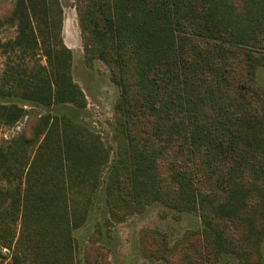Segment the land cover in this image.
Segmentation results:
<instances>
[{
    "label": "trees",
    "instance_id": "16d2710c",
    "mask_svg": "<svg viewBox=\"0 0 264 264\" xmlns=\"http://www.w3.org/2000/svg\"><path fill=\"white\" fill-rule=\"evenodd\" d=\"M12 5L0 20L15 28L1 43L0 125L35 108H86L61 0ZM78 9L87 59H101L120 90L115 162L93 130L51 110L29 120L30 132L2 139L0 264H82L75 229L102 187L117 221L154 203L201 217L203 228L174 243L145 230L148 258L222 264L232 253L262 264L264 0H80Z\"/></svg>",
    "mask_w": 264,
    "mask_h": 264
},
{
    "label": "rangeland",
    "instance_id": "374dc122",
    "mask_svg": "<svg viewBox=\"0 0 264 264\" xmlns=\"http://www.w3.org/2000/svg\"><path fill=\"white\" fill-rule=\"evenodd\" d=\"M13 0H0V20L6 18L12 10ZM64 10L62 37L65 44L73 51L72 74L74 80L84 90L87 107L77 109L72 104H59L51 108H35L24 119L13 127L0 125V143L24 130L30 132L29 120L52 111L55 114H68L89 127L106 147H110V167L115 162L119 148L120 135L115 103L119 96V87L112 81L108 66L98 57L89 61L86 57V42L80 22L78 5L80 0H61ZM15 35V28L0 26V77L6 67L8 55L3 44ZM42 64H47L42 54ZM29 66L35 61L28 63ZM27 64V65H28ZM256 81L264 87V67L260 66L256 73ZM20 91V90H19ZM6 98H10L7 96ZM8 100V99H6ZM20 104H25L19 101ZM30 108V105L25 104ZM109 168L103 171V179ZM95 202L88 221L75 229L77 236L78 258L86 263V256H91L93 264H165L163 260L148 258L143 253L142 233L147 229H157L169 236L171 243L181 238L188 229L203 228L204 223L195 212H178L161 203L148 205L142 212L129 215L122 221L110 217L106 193L102 187L95 196ZM4 252H9L4 247ZM264 264V241L262 243ZM2 259V257H0ZM222 264H243L236 255L223 253Z\"/></svg>",
    "mask_w": 264,
    "mask_h": 264
}]
</instances>
